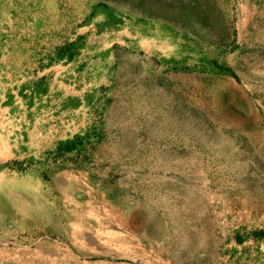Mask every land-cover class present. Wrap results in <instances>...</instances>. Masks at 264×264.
<instances>
[{
	"label": "rangeland",
	"instance_id": "obj_1",
	"mask_svg": "<svg viewBox=\"0 0 264 264\" xmlns=\"http://www.w3.org/2000/svg\"><path fill=\"white\" fill-rule=\"evenodd\" d=\"M260 230L264 0H0V264H264Z\"/></svg>",
	"mask_w": 264,
	"mask_h": 264
},
{
	"label": "trees",
	"instance_id": "obj_2",
	"mask_svg": "<svg viewBox=\"0 0 264 264\" xmlns=\"http://www.w3.org/2000/svg\"><path fill=\"white\" fill-rule=\"evenodd\" d=\"M78 138L79 136L76 135L71 139L58 143L54 149V153H56L57 155H62L63 153L73 151L76 147L77 141L79 140ZM251 236H253L255 239H264V231L260 230L258 232H253Z\"/></svg>",
	"mask_w": 264,
	"mask_h": 264
}]
</instances>
